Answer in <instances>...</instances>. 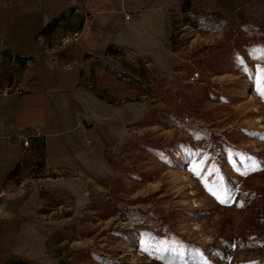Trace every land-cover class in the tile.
Instances as JSON below:
<instances>
[{
	"label": "rangeland",
	"instance_id": "374dc122",
	"mask_svg": "<svg viewBox=\"0 0 264 264\" xmlns=\"http://www.w3.org/2000/svg\"><path fill=\"white\" fill-rule=\"evenodd\" d=\"M156 1L3 186L0 264H264V0Z\"/></svg>",
	"mask_w": 264,
	"mask_h": 264
},
{
	"label": "crops",
	"instance_id": "0c3cea01",
	"mask_svg": "<svg viewBox=\"0 0 264 264\" xmlns=\"http://www.w3.org/2000/svg\"><path fill=\"white\" fill-rule=\"evenodd\" d=\"M29 1L0 0V153L10 154L0 170V193L11 172L24 174L33 165L31 150L20 138L13 144V136L39 125L46 134L47 153L54 155L62 132L83 118V99L77 96L83 89L76 86L82 73L109 44H120L125 26L142 25L158 7L156 0H40L33 9ZM112 27L114 35L103 41ZM77 29L82 30L77 42L61 47V37ZM19 84L26 93L10 91ZM17 246L15 241L11 254Z\"/></svg>",
	"mask_w": 264,
	"mask_h": 264
},
{
	"label": "built area",
	"instance_id": "2783aa9c",
	"mask_svg": "<svg viewBox=\"0 0 264 264\" xmlns=\"http://www.w3.org/2000/svg\"><path fill=\"white\" fill-rule=\"evenodd\" d=\"M125 17L130 18V15L126 14ZM81 35H82L81 29L73 30V31H70V32L64 34L60 39L61 47L62 46H69L73 43H76L77 40L81 37ZM198 77H199L198 72L191 74V80L192 81L198 79ZM12 91L15 94L21 95V94L26 93V88L22 84H19ZM4 93L7 94V93H9V91H4ZM13 137L20 138L22 141L23 147L27 150L33 149L34 147L36 148L38 146H41L43 143H46V141H47L46 134L44 133L43 128L39 125L32 126L26 132H24V133L19 132V133H17V135H15ZM7 139L11 140L13 138L11 136L10 137L8 136ZM4 194H5V190L3 189V191H1V193H0V196H3Z\"/></svg>",
	"mask_w": 264,
	"mask_h": 264
},
{
	"label": "trees",
	"instance_id": "16d2710c",
	"mask_svg": "<svg viewBox=\"0 0 264 264\" xmlns=\"http://www.w3.org/2000/svg\"><path fill=\"white\" fill-rule=\"evenodd\" d=\"M13 172H11V174H12Z\"/></svg>",
	"mask_w": 264,
	"mask_h": 264
},
{
	"label": "snow or ice",
	"instance_id": "6c2138e0",
	"mask_svg": "<svg viewBox=\"0 0 264 264\" xmlns=\"http://www.w3.org/2000/svg\"><path fill=\"white\" fill-rule=\"evenodd\" d=\"M219 198V197H218Z\"/></svg>",
	"mask_w": 264,
	"mask_h": 264
}]
</instances>
